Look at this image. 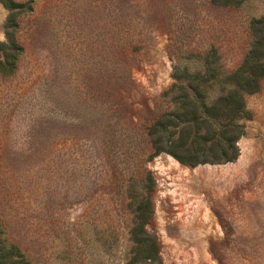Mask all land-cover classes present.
Instances as JSON below:
<instances>
[{"label":"rangeland","instance_id":"rangeland-1","mask_svg":"<svg viewBox=\"0 0 264 264\" xmlns=\"http://www.w3.org/2000/svg\"><path fill=\"white\" fill-rule=\"evenodd\" d=\"M13 2L23 53L0 75V220L31 264H264V79L240 118L221 105L238 137L206 163L159 152L155 126L181 112L184 67L200 69L185 56L214 47L224 72L241 65L264 0ZM7 17L0 1V42Z\"/></svg>","mask_w":264,"mask_h":264},{"label":"trees","instance_id":"trees-1","mask_svg":"<svg viewBox=\"0 0 264 264\" xmlns=\"http://www.w3.org/2000/svg\"><path fill=\"white\" fill-rule=\"evenodd\" d=\"M0 1L8 10L5 40L0 42V75L8 77L16 71L23 53L16 34L18 19L24 12L20 10L21 5L13 0ZM243 1L211 0V4L223 8H237ZM128 8L133 9L134 6H129L128 2H114L115 11L118 9V12H122V9ZM248 30L252 37L250 48L241 65L230 73L223 71L220 55L214 47L204 53L184 57L188 61L196 60L200 69L190 73L186 66L182 70L181 79L185 81V85L178 86L182 94L172 99L173 104H181V112L163 114L155 125L162 137L168 135L166 142L170 145L164 150L158 148L159 152L169 153L183 165L194 166L208 161L203 157V153L209 151L208 145L220 149L221 144L226 143L228 148L234 147L238 136L229 135L235 126L231 122H222L227 119L224 118L228 115L225 112H234V118H240L245 111L244 95L256 92L260 80L264 79V16L251 18L248 21ZM128 78H133L132 70H128ZM214 92H219L221 96L213 99ZM240 134L242 135H238ZM146 251L144 259H151L156 255L157 247H146ZM0 264H31L28 255L9 239L1 220Z\"/></svg>","mask_w":264,"mask_h":264}]
</instances>
